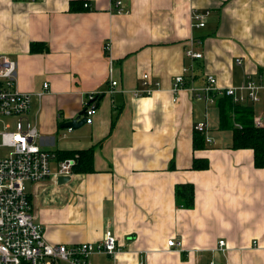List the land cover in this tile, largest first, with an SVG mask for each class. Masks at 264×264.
Instances as JSON below:
<instances>
[{
  "label": "crops",
  "instance_id": "1",
  "mask_svg": "<svg viewBox=\"0 0 264 264\" xmlns=\"http://www.w3.org/2000/svg\"><path fill=\"white\" fill-rule=\"evenodd\" d=\"M115 1L0 0V54L16 61L37 143L56 154L51 177L25 182L46 240L98 244L110 231L115 256L91 254V264H264V168L252 149L231 147L233 123L217 103L224 91L213 102L205 92L208 75L220 89L264 76V0H121L120 12ZM206 10L205 25L194 26L193 11ZM31 42L46 50L32 52ZM189 47L202 57L186 56ZM144 73L159 86L134 96ZM90 93L101 94L92 123L62 127ZM246 104L264 123V88ZM199 122L205 145L194 149ZM89 148L93 170L58 182L61 155ZM194 159L208 167L194 169ZM177 184L193 186L191 208L177 206Z\"/></svg>",
  "mask_w": 264,
  "mask_h": 264
},
{
  "label": "built area",
  "instance_id": "2",
  "mask_svg": "<svg viewBox=\"0 0 264 264\" xmlns=\"http://www.w3.org/2000/svg\"><path fill=\"white\" fill-rule=\"evenodd\" d=\"M84 6H88L87 3ZM116 11H121V0L115 1ZM209 11H193V25L203 27ZM105 48L108 49L106 44ZM185 55L194 59L202 57L200 52L189 47ZM240 63L239 60H237ZM111 86H116L117 80L113 78V69L109 68ZM17 79L16 61L0 54V122L4 118L17 116L14 127L3 124L0 127V148L5 147L0 153V264H91V254H107L115 256L118 247L116 238L110 231H105L102 240L98 244L84 242L77 245L51 244L45 236L43 227L35 219L32 213L31 201L25 190V182H41L51 177L50 161L55 159L56 154L42 148L37 143L39 136L35 126L25 119L30 105V96L27 93L18 91L15 88ZM208 86L205 88L209 101H214V94L230 96L234 104H246L247 101L257 102L259 92L264 88V76L257 81L248 77L238 87L220 89L216 86V79L212 75L207 76ZM184 83V73L176 75L172 82L171 90L177 93ZM143 90H133L134 96L144 93L148 95L159 82L151 80L148 73L141 77ZM48 82L42 84V90L36 92L41 98ZM214 91V92H212ZM96 93H90L85 103V123H92L96 111ZM199 96V95H197ZM255 124L264 125L257 118ZM238 126V125H236ZM204 122H199L196 129L203 131ZM7 148V149H6ZM76 164V157H69L59 160L56 173L53 175L73 174V167ZM167 245L174 248H181L182 241L174 238L167 240ZM225 241L219 239L217 248L222 250ZM139 264H143L140 262ZM207 264H215L210 261Z\"/></svg>",
  "mask_w": 264,
  "mask_h": 264
},
{
  "label": "trees",
  "instance_id": "3",
  "mask_svg": "<svg viewBox=\"0 0 264 264\" xmlns=\"http://www.w3.org/2000/svg\"><path fill=\"white\" fill-rule=\"evenodd\" d=\"M30 50L39 52L46 50L37 42H31ZM101 99V94L95 95L96 104ZM220 118L225 123L232 121V144L233 149L250 148L253 151V165L256 168H264V125L255 124V113L252 105L234 104L231 97L223 95L218 98ZM232 114V115H231ZM231 116V117H230ZM237 123L238 126L234 124ZM205 145L203 131L196 128L193 130V148H202ZM67 155V156H66ZM93 148L78 150L61 155L62 158L76 157L73 173L91 172L93 170ZM208 167L207 160L194 159V169H205ZM175 201L177 206L191 208L194 202V188L191 184H177L175 186Z\"/></svg>",
  "mask_w": 264,
  "mask_h": 264
},
{
  "label": "water",
  "instance_id": "4",
  "mask_svg": "<svg viewBox=\"0 0 264 264\" xmlns=\"http://www.w3.org/2000/svg\"><path fill=\"white\" fill-rule=\"evenodd\" d=\"M85 110L86 107H84L81 111L78 112V114L71 120L66 121L65 123H63L61 126L62 127H69V128H78L80 126H82L83 124H85ZM69 176L68 175H61L58 177L57 181L61 182L63 180H68Z\"/></svg>",
  "mask_w": 264,
  "mask_h": 264
},
{
  "label": "rangeland",
  "instance_id": "5",
  "mask_svg": "<svg viewBox=\"0 0 264 264\" xmlns=\"http://www.w3.org/2000/svg\"><path fill=\"white\" fill-rule=\"evenodd\" d=\"M240 104H243V103H240ZM3 148V149H2ZM1 150H0V153H2V151H4V149H5V147H1L0 148Z\"/></svg>",
  "mask_w": 264,
  "mask_h": 264
}]
</instances>
